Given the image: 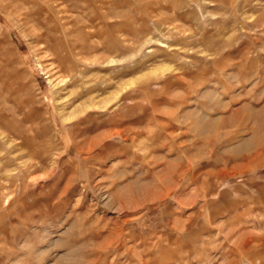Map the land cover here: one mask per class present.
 I'll use <instances>...</instances> for the list:
<instances>
[{
  "label": "rangeland",
  "instance_id": "1",
  "mask_svg": "<svg viewBox=\"0 0 264 264\" xmlns=\"http://www.w3.org/2000/svg\"><path fill=\"white\" fill-rule=\"evenodd\" d=\"M0 264H264V0H0Z\"/></svg>",
  "mask_w": 264,
  "mask_h": 264
}]
</instances>
